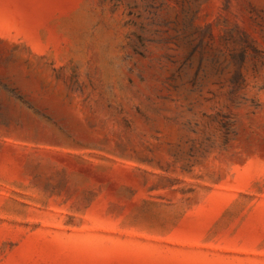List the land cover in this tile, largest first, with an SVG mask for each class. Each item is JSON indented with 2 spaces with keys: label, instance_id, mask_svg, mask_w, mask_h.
Instances as JSON below:
<instances>
[{
  "label": "rangeland",
  "instance_id": "obj_1",
  "mask_svg": "<svg viewBox=\"0 0 264 264\" xmlns=\"http://www.w3.org/2000/svg\"><path fill=\"white\" fill-rule=\"evenodd\" d=\"M0 264H264V0H0Z\"/></svg>",
  "mask_w": 264,
  "mask_h": 264
}]
</instances>
